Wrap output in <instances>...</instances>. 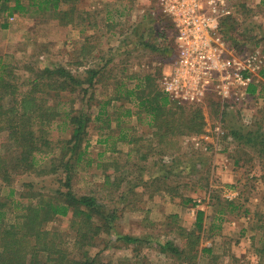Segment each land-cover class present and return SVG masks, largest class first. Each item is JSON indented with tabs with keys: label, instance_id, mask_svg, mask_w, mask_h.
<instances>
[{
	"label": "rangeland",
	"instance_id": "rangeland-1",
	"mask_svg": "<svg viewBox=\"0 0 264 264\" xmlns=\"http://www.w3.org/2000/svg\"><path fill=\"white\" fill-rule=\"evenodd\" d=\"M14 1L10 3L13 5ZM19 1L24 5L31 3V0ZM70 1L61 4L58 17L51 12H39L36 6L8 20L0 16V56L14 67L16 77L26 79L30 67H62L85 81L88 70L99 71L95 85L89 87L93 95L91 106L80 96L79 87L72 93L61 92L58 97L64 101L70 100L67 96L71 97L76 111L90 106L92 119L99 101L113 95L117 83L122 82L124 88L130 89L139 78L151 74L161 93V76L175 59L171 53V49L175 50L174 30L168 19L152 15L155 8L150 7L151 0H94L99 12L92 22L89 20L93 28L89 32L91 38L87 31H80L84 25L74 26L80 18L88 22L85 14L79 12L85 0L83 4L79 0ZM230 4L235 21L229 34L231 38L226 40L230 48L234 53L246 54L257 50L262 56L253 83L258 88L256 95L248 93L243 102L225 103L230 112L223 118L222 109L217 112L209 98L204 104L194 105L202 107L205 125L201 133L170 134L165 140L167 144L163 143L166 146L147 160L140 159V152L146 151L145 148L137 155L132 144L117 139L121 128L136 133V137L143 133L146 139H152L151 133L156 130L147 125L149 118L144 114L143 125L137 117H123L120 122L115 119L117 112L123 116L124 111L133 106L132 102L120 101L118 106L109 108V118L103 116L101 121L93 119L90 123L88 151L92 162L77 168L71 186L76 195L96 197L102 209L115 215L109 232H101L92 246L80 247L82 252L87 250L96 263L117 264L128 259L135 264H177L174 257L163 255L156 244L167 238L183 247V240L176 232L178 225L192 229L196 211L202 210L205 216L200 246H213V252L205 254L200 264H264V146L240 143L250 136L249 131H258L257 140L264 141V91L259 92L260 83H264L261 75L264 2L230 0ZM71 7L73 13L64 19L62 11H69ZM70 19L72 23L68 22ZM3 21L9 22L7 28H2ZM108 23L114 24L110 30ZM86 42L93 45V50L83 58L81 46ZM166 47L169 51H164ZM130 75L138 79H129ZM83 85L89 86L88 83ZM60 123L61 120L49 130L53 140L69 133ZM220 124L224 133L218 135L214 129ZM236 128L244 130L242 141L234 134ZM107 134L112 136L109 142L100 143ZM3 141L0 136V143ZM153 147L156 146L147 148ZM128 152L132 154L127 157ZM124 170L127 172L122 173ZM59 175L38 177L18 173L10 186L0 182V201H7L3 222L13 218L12 200L30 189L27 184L31 183L34 191L53 194L60 187ZM10 189L15 190L12 196H9ZM186 199L192 201L185 204ZM225 199L232 201L235 209L230 210ZM173 215L177 217L175 223L171 220ZM256 223L262 225L261 228H255ZM44 229L56 232L57 240L71 253L70 257L80 250L74 247L70 216L55 217ZM125 235L140 240L124 243L121 237ZM40 258L43 259L44 254Z\"/></svg>",
	"mask_w": 264,
	"mask_h": 264
},
{
	"label": "trees",
	"instance_id": "trees-1",
	"mask_svg": "<svg viewBox=\"0 0 264 264\" xmlns=\"http://www.w3.org/2000/svg\"><path fill=\"white\" fill-rule=\"evenodd\" d=\"M66 1L70 0H31L30 4L24 5L21 1L15 0L12 5L11 0H0V16L4 15L8 20L15 14L26 12L29 8L36 6L39 12L46 14L51 12L58 17L61 12L59 8ZM261 1L264 2V0ZM73 11L72 7L69 11H62L63 18L70 17ZM68 22L72 23V19ZM234 22L232 15L221 20L220 32L227 41L231 38L229 34L234 28ZM8 23L3 21L2 28H7ZM106 26L110 30L114 24L108 23ZM81 49V55L84 58L91 54L93 45L86 42ZM164 49L169 51L170 48ZM171 50V53L175 54L173 52L175 50ZM28 71L29 75L26 79L22 76L16 77L14 67L0 56V136L4 140L0 143V182L10 186L18 173H32L38 177L60 174V178L57 179L60 187L55 193L47 194L34 191L31 189L33 185L27 184L30 189L25 193L22 191L18 198L12 200L14 214L7 223L3 222L7 201H0V264H98L87 250L82 252L80 247L92 246L101 232H109L115 215L102 209L104 207L96 197L90 194L76 195L71 186L77 168L81 164L89 166L92 162L88 151L90 123L93 119L96 122L101 121L103 116L109 118V108L118 106V102L124 100L132 102L133 106L127 108L123 116L118 115L117 112L115 119L120 122L123 117L128 119L137 117V121L143 125V119L149 118L147 125L156 130L151 133L152 139H146L143 133L136 137V133H129V130L121 128L117 139L120 142L132 144L134 146L132 150H136L137 155L140 149L145 148L146 151L140 152V159L147 160L151 154L161 150L160 147L166 146L168 140H165L170 134L201 133L205 125L202 107L177 105L171 102L165 93L157 91L155 78L151 74H146L144 78L139 79L136 75L133 77L130 75L129 79H138L136 85L129 89L124 88L122 82L117 83L113 95L99 101L95 117L92 119L90 106L93 95L89 87L95 85V78L100 74L99 71L88 70L89 76L85 79L86 82L62 67L42 69L30 67ZM261 75L264 78V69ZM84 83H88L89 86L86 88ZM260 84L259 92H262L264 83ZM77 87L80 88L79 94L82 95V99L86 98V103L90 104L87 109L82 108L76 111L72 106L71 97L67 96L70 100L65 101L58 98L61 92L72 93ZM257 91L256 84L249 87V93L253 96L257 94ZM208 98L210 104L217 107V112L222 109V118L226 117L230 112L226 110L227 105L222 107L219 99L213 96ZM60 120V125L68 128L69 133L64 138L53 140L50 138L49 130ZM243 132L244 130L236 128L234 134L242 141ZM247 133L250 136L243 140V143L240 142L242 145L250 142L253 145L260 143L264 146L263 140H257L260 136L258 131ZM111 137L107 134L99 142L107 144ZM153 145L156 147L147 148ZM131 152L126 154L127 157L132 154ZM138 164L134 167L137 168ZM125 172L127 170L122 173ZM107 179H109L108 175ZM61 186L64 189H61ZM14 192V189H10L9 196H12ZM225 200L230 210L235 209L232 201ZM191 201L192 199H186L183 203ZM246 213H248L247 210ZM60 216H70V227L74 232V247L80 249L71 257V253L62 246L61 241L57 240L56 232L44 229L45 224ZM204 216V211L197 210L190 230L178 225L176 232L183 240V247L177 246L173 240L166 238L163 243L156 244L160 252L174 257L178 261L177 264H200V259L205 254L213 252V246H200ZM176 219V215L171 218L174 223ZM100 221L101 224H99ZM261 226L256 223L255 228L259 229ZM121 239L128 244L140 240L128 235ZM41 254H44L43 259L40 258ZM135 263L125 259L117 264Z\"/></svg>",
	"mask_w": 264,
	"mask_h": 264
},
{
	"label": "built area",
	"instance_id": "built-area-1",
	"mask_svg": "<svg viewBox=\"0 0 264 264\" xmlns=\"http://www.w3.org/2000/svg\"><path fill=\"white\" fill-rule=\"evenodd\" d=\"M152 15L168 19L174 30V61L160 79V89L177 105H201L208 97L221 106L246 100L262 56L234 53L220 32L231 16L230 0H151ZM228 108V107H227ZM224 133L222 125L214 129Z\"/></svg>",
	"mask_w": 264,
	"mask_h": 264
},
{
	"label": "crops",
	"instance_id": "crops-1",
	"mask_svg": "<svg viewBox=\"0 0 264 264\" xmlns=\"http://www.w3.org/2000/svg\"><path fill=\"white\" fill-rule=\"evenodd\" d=\"M79 3H82V0H79ZM95 6L96 5H95L94 0H85L84 5H82V9H79V8H77V9H79V12L81 10L82 14H85L84 19H87L88 22L87 23L83 22V19H81V18L79 19V21L74 22V26H77L78 24H82L85 26L84 27L85 29L82 28L80 31H87L88 32L87 35L89 38H91L89 35L90 34L89 32L93 29L92 25H90L89 20H91V22H92L93 18H95V16L99 12V11L98 12L96 11ZM124 6H125V4H124ZM78 32H79V30H78Z\"/></svg>",
	"mask_w": 264,
	"mask_h": 264
}]
</instances>
